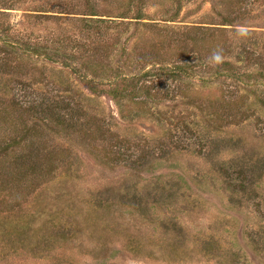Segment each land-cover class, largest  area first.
<instances>
[{
	"label": "rangeland",
	"instance_id": "rangeland-1",
	"mask_svg": "<svg viewBox=\"0 0 264 264\" xmlns=\"http://www.w3.org/2000/svg\"><path fill=\"white\" fill-rule=\"evenodd\" d=\"M127 1L0 0V97L33 108L28 123L84 112L102 133L48 130L67 157L33 194L0 200V264H264V0H135L142 20L121 25L109 16ZM88 11L105 22L83 27L73 14ZM200 26L228 32L219 63L143 59ZM221 97L247 111L226 120Z\"/></svg>",
	"mask_w": 264,
	"mask_h": 264
},
{
	"label": "trees",
	"instance_id": "trees-1",
	"mask_svg": "<svg viewBox=\"0 0 264 264\" xmlns=\"http://www.w3.org/2000/svg\"><path fill=\"white\" fill-rule=\"evenodd\" d=\"M134 1L135 0H128L122 5V9L117 15L109 17L115 18V21L119 20V24L121 25H126L125 22H128L127 20L141 21V17L143 15H141L140 12H137L136 14L132 13L131 7L135 6ZM73 15L83 16V18H78V20L86 23V25L83 24V27L85 28H93L91 24L99 25L105 22V20L101 19L100 16L93 13V11H88L87 14L74 13ZM219 29L218 31H220V34L221 32L223 33L222 36L217 35L219 38L213 33L207 35L208 30H205L206 33H202L203 29L201 26L192 27L187 32L189 34L192 31H196L198 35L193 38H187V33L185 35H181L178 31L172 30L173 33L168 39L160 40L157 44L155 42V46L166 49L164 51L165 54L156 56L150 55L149 57L147 56L143 59L146 62H150V60H152L151 62H155L154 60H157V58L159 60H163L169 56L170 63H177L179 62V56L182 54V56H187V51L190 50L192 51H190L191 54H200L201 56L213 55V53L216 52L224 55L226 51L230 50L232 43L230 38H228V32L225 31V29ZM224 33H226L225 36ZM182 37H184L185 41ZM20 50L23 53L22 47ZM84 51H86V49H84ZM150 53L153 54L154 51H150ZM241 54L245 55L244 58H246L247 61L254 62L255 64H261L257 63V57H259V55L246 50H242ZM33 55H36L35 52ZM260 56L263 61L264 53ZM173 67L174 71L177 73L185 74L187 77L189 76L185 73L184 67H181L180 65ZM222 67L224 71H230L233 66L227 62L222 63L221 69L217 70L214 74L215 78H219L223 74ZM99 69L101 68H98V70ZM262 71H264V67H262ZM145 74H149V72L147 71ZM242 77L241 79L234 76H230L228 78H234L239 82L249 79L248 75L246 77L243 75ZM136 90L139 92L142 89L136 88ZM157 92L159 91L157 90ZM181 93H183V96H185V94L188 95L187 93H189V90L179 89V94ZM218 102L219 106H214L213 110H215L214 112L216 114L217 110L223 109L226 120L235 117L237 114L235 111L240 110L241 108L244 109L246 106L244 105L242 98L234 99L232 101L221 97ZM16 103L21 105L14 100L11 101L12 105H8L0 97V200L2 201H20L22 198H26L30 194H33L40 185L50 181L54 177V173L59 168L58 166L65 161L67 151L48 145V130L58 133L70 131L73 132V134L90 139L93 142L102 138V133L98 134L100 132V129L96 128L98 126L95 125L94 127L93 125V123H96L94 121V117L85 116L86 113L84 112H79L81 115L78 114V118L76 120H74L73 115L65 117L72 121L68 123L62 122V119L60 120L58 117H54L52 123H43L40 120H38L39 123H28L29 118L34 116L32 110L33 108L21 107L15 105ZM211 107L212 105H210V108ZM245 111H247V109H244L242 113ZM216 116H218L219 120H221L220 114H217ZM106 140L107 139H102L105 143ZM116 144L117 143H114L111 147H116ZM105 149L106 148L103 149L104 153L105 151H108ZM108 152L109 153L106 152L104 155H113L112 151Z\"/></svg>",
	"mask_w": 264,
	"mask_h": 264
},
{
	"label": "clouds",
	"instance_id": "clouds-1",
	"mask_svg": "<svg viewBox=\"0 0 264 264\" xmlns=\"http://www.w3.org/2000/svg\"><path fill=\"white\" fill-rule=\"evenodd\" d=\"M222 60V56L219 52L213 53L211 57V62L212 63H219Z\"/></svg>",
	"mask_w": 264,
	"mask_h": 264
}]
</instances>
